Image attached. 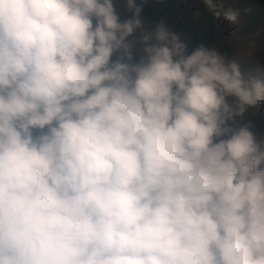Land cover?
Returning <instances> with one entry per match:
<instances>
[{
	"label": "clouds",
	"instance_id": "clouds-1",
	"mask_svg": "<svg viewBox=\"0 0 264 264\" xmlns=\"http://www.w3.org/2000/svg\"><path fill=\"white\" fill-rule=\"evenodd\" d=\"M147 3L0 0V264H264V79Z\"/></svg>",
	"mask_w": 264,
	"mask_h": 264
},
{
	"label": "rangeland",
	"instance_id": "rangeland-1",
	"mask_svg": "<svg viewBox=\"0 0 264 264\" xmlns=\"http://www.w3.org/2000/svg\"><path fill=\"white\" fill-rule=\"evenodd\" d=\"M155 9H162L166 0H148ZM224 11L229 10L237 13V22L229 26L223 19H217L216 35L213 41L206 46L215 48L223 52L227 43L232 46L231 59L240 67L243 79L249 78L264 79V0H224ZM183 15L194 25L201 27L204 31L207 29L206 7L203 0H183L181 3ZM121 18L125 17V12L120 9ZM257 11L262 14V20L258 30L253 34L242 35V30L246 17L249 12ZM147 27H152L155 21L143 18ZM160 21L165 22L175 32L183 37H188L186 31L172 23L171 16L165 13ZM159 22V21H158ZM255 115H252V112ZM244 120L253 122V131L259 136L264 135V105L255 110H250L245 114Z\"/></svg>",
	"mask_w": 264,
	"mask_h": 264
},
{
	"label": "trees",
	"instance_id": "trees-1",
	"mask_svg": "<svg viewBox=\"0 0 264 264\" xmlns=\"http://www.w3.org/2000/svg\"><path fill=\"white\" fill-rule=\"evenodd\" d=\"M182 1L183 0H166V4L159 10L147 3V6L144 7L143 12L141 13V17L150 21L158 22L162 19V16L167 13L171 16L174 25L186 31L190 49L195 47L197 42H203L207 45L215 38L217 19H213L211 14L206 10L207 29L204 31L201 27L189 22L183 15L181 8ZM222 2H224V0H222ZM261 20L262 14L260 12H249L243 26L242 35L246 36L256 32ZM222 54L231 58L232 46L230 43H227L224 46Z\"/></svg>",
	"mask_w": 264,
	"mask_h": 264
}]
</instances>
